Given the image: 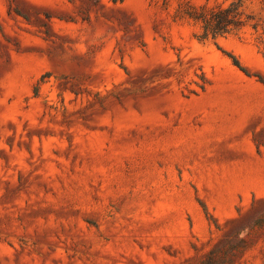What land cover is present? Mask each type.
Returning a JSON list of instances; mask_svg holds the SVG:
<instances>
[{
	"label": "rangeland",
	"instance_id": "rangeland-1",
	"mask_svg": "<svg viewBox=\"0 0 264 264\" xmlns=\"http://www.w3.org/2000/svg\"><path fill=\"white\" fill-rule=\"evenodd\" d=\"M237 1L0 0V264H264V0L195 19Z\"/></svg>",
	"mask_w": 264,
	"mask_h": 264
},
{
	"label": "trees",
	"instance_id": "trees-1",
	"mask_svg": "<svg viewBox=\"0 0 264 264\" xmlns=\"http://www.w3.org/2000/svg\"><path fill=\"white\" fill-rule=\"evenodd\" d=\"M114 1L117 2L118 0ZM244 18L247 20L250 19L245 13L244 2L238 0L230 4L228 8L219 6L211 10L203 9L200 15L195 19L200 20L203 24L204 33L202 38L206 39L212 36L213 39H216L232 31L239 30L245 23ZM255 28L257 29V25ZM235 62L239 68H242L238 61Z\"/></svg>",
	"mask_w": 264,
	"mask_h": 264
}]
</instances>
